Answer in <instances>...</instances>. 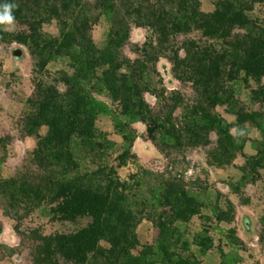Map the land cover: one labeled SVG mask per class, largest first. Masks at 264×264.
I'll return each instance as SVG.
<instances>
[{
    "label": "trees",
    "instance_id": "1",
    "mask_svg": "<svg viewBox=\"0 0 264 264\" xmlns=\"http://www.w3.org/2000/svg\"><path fill=\"white\" fill-rule=\"evenodd\" d=\"M209 3L0 0V12L11 5L13 17L0 23V42L25 44L35 61L26 126L38 139L34 156L41 171L36 182L5 181L3 193L25 211L67 227L42 238L35 264H202L213 247L211 226L192 234L186 228L210 205L192 194L197 180L186 184L168 169L153 174L140 166L133 125L145 124L158 151L183 163L190 146L204 147L218 163L244 149L246 140L231 134L232 124L216 107H224L238 124L258 123L264 133V111L254 108L264 106V18L252 15L264 0ZM97 25L103 28L99 40L92 35ZM133 25L150 28V34L137 59L121 60ZM161 57L194 92L172 123L151 122L144 97L161 83L156 68ZM105 122L113 132L103 127ZM211 132L217 136L214 144ZM128 163L137 173L123 180L119 169ZM148 176H154L151 199L132 192L148 186ZM218 203L212 206L214 217L205 216L208 223L224 221ZM147 217L158 236L135 253V228ZM259 241L264 244L263 234Z\"/></svg>",
    "mask_w": 264,
    "mask_h": 264
},
{
    "label": "rangeland",
    "instance_id": "2",
    "mask_svg": "<svg viewBox=\"0 0 264 264\" xmlns=\"http://www.w3.org/2000/svg\"><path fill=\"white\" fill-rule=\"evenodd\" d=\"M201 1L210 6V0ZM252 15L263 19L264 5L256 8ZM54 30V27L46 28L48 32ZM102 32V26H95L94 39L99 40ZM149 34L150 28L133 25L129 41L121 48V60L137 59ZM182 40L183 37H179L177 43ZM34 67L35 61L25 44L0 42V264H35L42 238L67 230L66 226L51 222L38 212L25 211L3 193L5 181L36 182L41 173L34 156L38 139L26 126L28 103L35 91ZM156 68L161 83L154 94L144 95L151 108L149 120L172 123L182 116L184 107L191 104L194 92L190 83L183 84L176 79L168 58L161 57ZM177 99L182 102L177 103ZM245 105L252 108L249 102ZM254 108L264 111V106ZM215 112L232 124L233 136L246 140L244 149L227 161L218 163L202 146L185 149L187 163L167 160L149 139L147 128L141 122L133 125L137 132L133 152L140 166L153 174L168 169L173 174H180L186 184L189 180H197L193 187L190 186L192 194L210 207L201 209L202 217L193 216L186 230L192 234L205 225L211 226L213 247L202 257V264H264V244L259 241V235H264V133L257 127L258 123L246 121L238 124L224 107H216ZM103 127L113 132L107 122ZM44 132L45 128H42L40 133ZM110 138L115 142L121 140L114 133ZM216 140V134L211 132V143ZM177 158L180 156L173 157ZM133 173L137 170L131 163L119 169L123 180ZM153 177H146L148 186H137L132 192L151 199V191L155 190L151 182ZM216 203L224 211V221L208 223L205 216L214 217L212 206ZM165 211L171 214L169 209ZM135 233L138 241L136 253L142 246L155 242L158 228L153 219L147 217L138 223Z\"/></svg>",
    "mask_w": 264,
    "mask_h": 264
},
{
    "label": "clouds",
    "instance_id": "3",
    "mask_svg": "<svg viewBox=\"0 0 264 264\" xmlns=\"http://www.w3.org/2000/svg\"><path fill=\"white\" fill-rule=\"evenodd\" d=\"M13 20V17L11 15V5H4L3 6V12H0V23H3L5 21L11 23Z\"/></svg>",
    "mask_w": 264,
    "mask_h": 264
}]
</instances>
